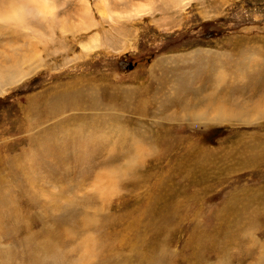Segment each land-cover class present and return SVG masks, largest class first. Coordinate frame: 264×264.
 Returning <instances> with one entry per match:
<instances>
[{"label":"rangeland","instance_id":"374dc122","mask_svg":"<svg viewBox=\"0 0 264 264\" xmlns=\"http://www.w3.org/2000/svg\"><path fill=\"white\" fill-rule=\"evenodd\" d=\"M37 4L0 25V264H264V0Z\"/></svg>","mask_w":264,"mask_h":264},{"label":"bare ground","instance_id":"6f19581e","mask_svg":"<svg viewBox=\"0 0 264 264\" xmlns=\"http://www.w3.org/2000/svg\"><path fill=\"white\" fill-rule=\"evenodd\" d=\"M46 4L47 3H44L43 5H46ZM20 6H21L20 9L16 10V14L12 15L15 18L17 23H20V24L24 23L25 20H27V15L28 16H32V15L39 16V15L44 14V11L38 7L37 0H34V1L21 0Z\"/></svg>","mask_w":264,"mask_h":264},{"label":"clouds","instance_id":"9594fccd","mask_svg":"<svg viewBox=\"0 0 264 264\" xmlns=\"http://www.w3.org/2000/svg\"><path fill=\"white\" fill-rule=\"evenodd\" d=\"M21 0H0V25L10 23L9 16L15 15Z\"/></svg>","mask_w":264,"mask_h":264},{"label":"water","instance_id":"95a60500","mask_svg":"<svg viewBox=\"0 0 264 264\" xmlns=\"http://www.w3.org/2000/svg\"><path fill=\"white\" fill-rule=\"evenodd\" d=\"M131 67V66H130Z\"/></svg>","mask_w":264,"mask_h":264}]
</instances>
